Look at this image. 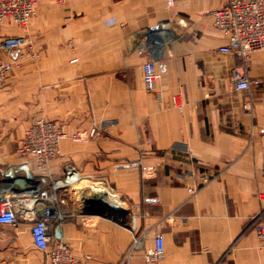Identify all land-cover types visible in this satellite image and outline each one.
<instances>
[{"label": "crops", "instance_id": "1", "mask_svg": "<svg viewBox=\"0 0 264 264\" xmlns=\"http://www.w3.org/2000/svg\"><path fill=\"white\" fill-rule=\"evenodd\" d=\"M169 1L39 0L28 32L34 56L20 59L0 89V201L23 197L33 179L34 187L60 183L61 239L90 256L87 264H126L140 234L148 247L163 236L160 264H264L252 227L264 209V52H220L228 39L210 12L224 0ZM19 34L6 23L0 41ZM151 60L167 72L149 92L143 64ZM235 74L261 84L236 90ZM178 93L182 110L171 104ZM34 117L68 136L47 173L17 153ZM104 124L113 126L71 139ZM138 160V169L114 168ZM93 191L122 212L88 208ZM26 246L43 255L28 223L0 226V255L19 254L0 264H46L44 255L28 259ZM129 264H145L143 253Z\"/></svg>", "mask_w": 264, "mask_h": 264}, {"label": "built area", "instance_id": "2", "mask_svg": "<svg viewBox=\"0 0 264 264\" xmlns=\"http://www.w3.org/2000/svg\"><path fill=\"white\" fill-rule=\"evenodd\" d=\"M169 5H173L170 0ZM39 0H0V28L4 24L17 27L21 34L7 36L0 41V49L9 59L0 56V88L6 79L19 66V60L34 56V46L28 35L30 21L35 17ZM213 27L228 39V45L221 47L223 54H235L246 59L250 53L264 52V0H224L223 5L210 12ZM76 61V60H74ZM167 72L164 61L151 60L143 64V81L147 91L155 90L157 82ZM236 90L250 91L259 86V80H250L248 76L234 75ZM172 107L182 110V94L174 95ZM113 124L92 129L89 135L74 134L71 139L83 142L106 131ZM67 134L55 122L34 117L29 128L18 143L17 153L22 158H33L36 168L42 173L49 171V166L60 155L61 144ZM141 162H122L115 165V170L138 169ZM264 176V160L261 166ZM205 184L207 183L204 180ZM60 183L47 185L40 183L35 191H29L23 197L9 196L0 201V226L17 228L20 223L30 225L33 247L46 257V264H87L91 257H78L71 247L55 236L56 228L66 217L61 209L64 203L58 195ZM262 199L264 196H260ZM252 227L264 247V209L252 220ZM142 252L145 264H160L165 256V240L161 234L153 238V245L148 247L147 236L137 235L126 254L129 264L135 253Z\"/></svg>", "mask_w": 264, "mask_h": 264}, {"label": "water", "instance_id": "3", "mask_svg": "<svg viewBox=\"0 0 264 264\" xmlns=\"http://www.w3.org/2000/svg\"><path fill=\"white\" fill-rule=\"evenodd\" d=\"M84 205L90 209H95L99 212L108 214L111 217L118 216L122 210L106 201L104 194L101 191H93L89 193L83 200ZM55 236L57 239H61V228L57 227Z\"/></svg>", "mask_w": 264, "mask_h": 264}, {"label": "rangeland", "instance_id": "4", "mask_svg": "<svg viewBox=\"0 0 264 264\" xmlns=\"http://www.w3.org/2000/svg\"><path fill=\"white\" fill-rule=\"evenodd\" d=\"M169 4V3H168ZM21 32V31H20ZM20 35V34H19ZM15 36H17V35H15ZM19 67V66H18ZM17 67V68H18ZM7 80V79H6ZM5 83V82H4ZM4 85V84H3ZM3 87V86H2ZM1 87V88H2ZM0 88V89H1ZM90 133V132H89ZM138 162H141V167H142V161L141 160H138ZM40 173H41V171H39ZM38 172V173H39ZM10 228H13V227H10ZM15 229V228H14ZM26 248H27V255H28V259L30 258V259H33V260H41V259H43V255H41L40 253H37V252H35V251H31L30 249H29V246H26ZM28 250H30V251H28ZM1 254V253H0ZM23 254H25V253H23ZM17 255H19L17 252H15V251H8L7 252V255H4V256H1L0 255V260L1 259H8V260H19V258L17 257ZM45 257V256H44Z\"/></svg>", "mask_w": 264, "mask_h": 264}, {"label": "bare ground", "instance_id": "5", "mask_svg": "<svg viewBox=\"0 0 264 264\" xmlns=\"http://www.w3.org/2000/svg\"><path fill=\"white\" fill-rule=\"evenodd\" d=\"M34 182H35V180L33 179V180H32V183H30V186H29V187H30V189H29L30 191H35V190L37 189V187L39 186V185H35V187H34V186H33ZM32 186H33V187H32Z\"/></svg>", "mask_w": 264, "mask_h": 264}]
</instances>
